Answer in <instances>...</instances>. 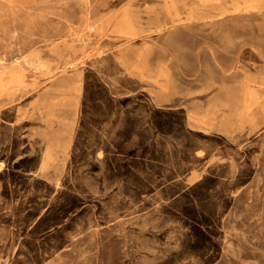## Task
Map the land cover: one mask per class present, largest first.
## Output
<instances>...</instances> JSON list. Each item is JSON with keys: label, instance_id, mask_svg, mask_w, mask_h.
I'll return each mask as SVG.
<instances>
[{"label": "rangeland", "instance_id": "obj_1", "mask_svg": "<svg viewBox=\"0 0 264 264\" xmlns=\"http://www.w3.org/2000/svg\"><path fill=\"white\" fill-rule=\"evenodd\" d=\"M0 264H264V0H0Z\"/></svg>", "mask_w": 264, "mask_h": 264}, {"label": "crops", "instance_id": "obj_2", "mask_svg": "<svg viewBox=\"0 0 264 264\" xmlns=\"http://www.w3.org/2000/svg\"><path fill=\"white\" fill-rule=\"evenodd\" d=\"M199 132H200V130H198ZM241 132V131H240ZM239 132V133H240ZM238 133V134H239ZM212 135H214V136H217V137H220V138H223V136H224V134H222V133H213ZM228 136V135H227Z\"/></svg>", "mask_w": 264, "mask_h": 264}]
</instances>
